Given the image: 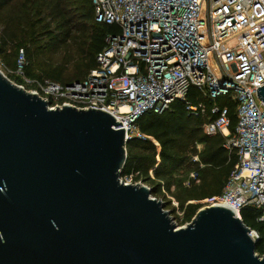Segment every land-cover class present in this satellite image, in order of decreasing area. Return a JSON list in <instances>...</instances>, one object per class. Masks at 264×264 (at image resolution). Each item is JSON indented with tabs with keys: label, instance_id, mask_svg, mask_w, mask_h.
Wrapping results in <instances>:
<instances>
[{
	"label": "water",
	"instance_id": "1",
	"mask_svg": "<svg viewBox=\"0 0 264 264\" xmlns=\"http://www.w3.org/2000/svg\"><path fill=\"white\" fill-rule=\"evenodd\" d=\"M121 124L104 109L51 108L0 69V264H264L229 206L178 226L151 186L126 183Z\"/></svg>",
	"mask_w": 264,
	"mask_h": 264
},
{
	"label": "built area",
	"instance_id": "2",
	"mask_svg": "<svg viewBox=\"0 0 264 264\" xmlns=\"http://www.w3.org/2000/svg\"><path fill=\"white\" fill-rule=\"evenodd\" d=\"M93 3L98 22L122 28L107 38L96 67L66 84L30 77L22 50L15 73L23 81L18 84L41 95L51 108L70 104L108 110L123 123L117 128L125 127L129 139L142 136L136 120L144 112H163L195 85L209 100L200 103L208 115L205 132L222 133L225 146L239 155L223 193L205 201L227 205L241 218L244 206L264 207V100L258 95L264 85V0ZM227 95L238 104L234 131L229 107L218 100ZM190 177L200 181L196 170ZM251 235L258 237V232L252 229Z\"/></svg>",
	"mask_w": 264,
	"mask_h": 264
},
{
	"label": "trees",
	"instance_id": "3",
	"mask_svg": "<svg viewBox=\"0 0 264 264\" xmlns=\"http://www.w3.org/2000/svg\"><path fill=\"white\" fill-rule=\"evenodd\" d=\"M121 30L117 23L96 20L93 0H0V56L15 72L23 50L27 58L25 72L30 77L65 84L83 79L96 67L97 55L106 47L107 38ZM48 51L78 58L77 78L64 80L65 69L36 70ZM11 52L15 54L13 59ZM9 77L17 83L23 81L12 73ZM218 100L229 107L234 131L238 122L237 102L228 95ZM201 102L209 100L193 85L185 99L174 100L163 112H144L136 120L142 136L128 140V158L121 172L124 179L150 185L155 196L168 191L177 199L175 209L182 212L185 223L205 205L204 200L223 193L239 162L237 150L225 146L222 133L205 132L208 115L201 112ZM188 105L198 106L199 110L189 109ZM194 155H199V160L194 161ZM192 170L198 171L200 181L190 177ZM187 180L190 184H186ZM241 215L258 232L257 251L263 255L264 207L244 206Z\"/></svg>",
	"mask_w": 264,
	"mask_h": 264
},
{
	"label": "rangeland",
	"instance_id": "4",
	"mask_svg": "<svg viewBox=\"0 0 264 264\" xmlns=\"http://www.w3.org/2000/svg\"><path fill=\"white\" fill-rule=\"evenodd\" d=\"M45 53V52H44ZM43 53V54H44ZM25 56V55H24ZM15 57V54L11 52V58L13 59ZM73 55H65L64 53H57V52H50L48 51L45 53L44 56H42L40 66L35 67V69H40L43 67L45 71L52 72L54 70L59 71L60 69H65L63 78L64 80H71L74 78H77V76L80 73L79 65H78V58L73 57ZM18 65L20 64V60L23 58L22 52L18 56ZM72 58V61L70 60ZM27 59V58H26ZM70 61V62H69ZM12 67L6 63L3 60V56H0V69L4 71L6 75H10V73L17 75L13 70L11 69ZM16 82V81H15ZM17 83V82H16ZM164 194L165 196V201L167 202L166 209L171 211V214L173 216L174 221L178 226H184L187 223L182 221V212L178 211L175 209L176 206H178V201L177 199L170 195L168 191H163V194H160L157 197H162ZM155 196V195H153ZM169 202V203H168ZM205 205L203 207H206L209 205L210 202H207L204 200Z\"/></svg>",
	"mask_w": 264,
	"mask_h": 264
}]
</instances>
